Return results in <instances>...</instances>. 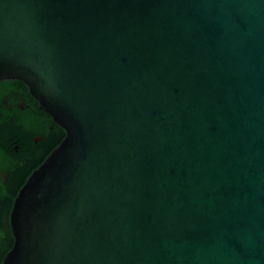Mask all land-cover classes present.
<instances>
[{"label":"water","instance_id":"obj_1","mask_svg":"<svg viewBox=\"0 0 264 264\" xmlns=\"http://www.w3.org/2000/svg\"><path fill=\"white\" fill-rule=\"evenodd\" d=\"M65 135L0 264H264V0H0V81Z\"/></svg>","mask_w":264,"mask_h":264},{"label":"flooded vegetation","instance_id":"obj_2","mask_svg":"<svg viewBox=\"0 0 264 264\" xmlns=\"http://www.w3.org/2000/svg\"><path fill=\"white\" fill-rule=\"evenodd\" d=\"M60 127L42 112L27 87L16 80L0 81V221L6 205L29 175L52 151ZM4 244L0 243V252Z\"/></svg>","mask_w":264,"mask_h":264},{"label":"trees","instance_id":"obj_3","mask_svg":"<svg viewBox=\"0 0 264 264\" xmlns=\"http://www.w3.org/2000/svg\"><path fill=\"white\" fill-rule=\"evenodd\" d=\"M60 136L58 139L54 142L52 150L60 143V141L63 139L65 133L64 131L60 128ZM12 205H6L3 211L4 217H5V223L3 224L0 221V243L3 242L4 247H3V252H0V262L4 255L11 249L13 245V236L11 234L10 226H9V213L11 211Z\"/></svg>","mask_w":264,"mask_h":264}]
</instances>
